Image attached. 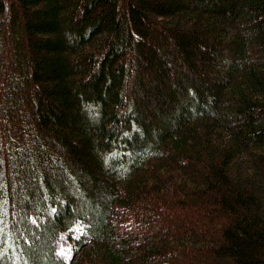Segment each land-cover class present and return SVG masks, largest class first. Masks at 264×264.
<instances>
[{
    "label": "trees",
    "instance_id": "16d2710c",
    "mask_svg": "<svg viewBox=\"0 0 264 264\" xmlns=\"http://www.w3.org/2000/svg\"><path fill=\"white\" fill-rule=\"evenodd\" d=\"M0 264H264V0H0Z\"/></svg>",
    "mask_w": 264,
    "mask_h": 264
},
{
    "label": "rangeland",
    "instance_id": "374dc122",
    "mask_svg": "<svg viewBox=\"0 0 264 264\" xmlns=\"http://www.w3.org/2000/svg\"><path fill=\"white\" fill-rule=\"evenodd\" d=\"M60 250L66 255H71V247L68 245H63Z\"/></svg>",
    "mask_w": 264,
    "mask_h": 264
}]
</instances>
